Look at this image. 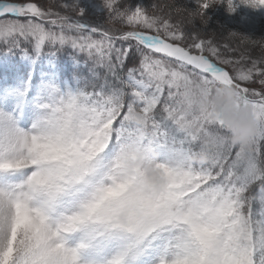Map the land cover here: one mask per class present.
<instances>
[{
    "label": "snow or ice",
    "instance_id": "6c2138e0",
    "mask_svg": "<svg viewBox=\"0 0 264 264\" xmlns=\"http://www.w3.org/2000/svg\"><path fill=\"white\" fill-rule=\"evenodd\" d=\"M191 2L103 0L94 22L92 0H0V52L91 65L0 87V264H264V41L219 45L195 21L237 0ZM221 85L257 118L251 148L201 107Z\"/></svg>",
    "mask_w": 264,
    "mask_h": 264
},
{
    "label": "rangeland",
    "instance_id": "374dc122",
    "mask_svg": "<svg viewBox=\"0 0 264 264\" xmlns=\"http://www.w3.org/2000/svg\"><path fill=\"white\" fill-rule=\"evenodd\" d=\"M184 1L189 7L193 6L191 0ZM4 2H10V0H4ZM27 2H36L38 5L46 7L48 3L54 2L62 4L66 2V0H27ZM87 2L88 0H81V5L83 6ZM92 3L96 4L98 7L93 10L95 14L90 10V19L94 22H102L107 15L106 9L103 8V0H92ZM128 3L133 6L136 3H142L149 9H151V5H153V1L151 2L150 0H128ZM165 12L167 13L168 11ZM207 13L211 14L214 19L216 18L217 20H220L223 29L226 28L231 34L235 33V35L249 38V40L253 38L252 36H258L260 31H264V29H262L264 27V7H255L251 2L239 3V0H237L235 10L231 12L228 10L226 3H219L209 8ZM172 14L173 19H180V16L176 12H172ZM211 24L212 23L207 21V24L205 25L198 19L195 21L194 27L198 30H202V34L214 38L221 46L228 44L232 47H237L235 46L237 45L236 43L227 41L223 39V37L221 39L219 38V30H221V28L218 29L217 34H214ZM204 26L207 28L204 29ZM117 27L120 26L117 25ZM185 27L188 31L193 30V25L191 24H186ZM66 50L71 51L70 49ZM66 50L57 53L56 56L52 58V63H49L46 58H41L35 64H33L29 58H21L19 55H7L0 52V87L8 88L11 89L12 92L18 93L22 90L23 82L29 73L32 74L34 83L39 85L42 82V79L47 77L49 71L57 66L70 73V77L68 75L64 76L65 82L71 83L80 76H85L90 79L89 69L91 65L87 68L83 63L78 64L74 57L68 54ZM227 70L230 71L231 69ZM99 73L100 76L103 77L105 71ZM5 82H7V84H5ZM249 86L253 88L259 87L258 84H252ZM0 100H3L2 93H0ZM3 102L15 105L16 96L10 95L7 100Z\"/></svg>",
    "mask_w": 264,
    "mask_h": 264
},
{
    "label": "clouds",
    "instance_id": "9594fccd",
    "mask_svg": "<svg viewBox=\"0 0 264 264\" xmlns=\"http://www.w3.org/2000/svg\"><path fill=\"white\" fill-rule=\"evenodd\" d=\"M201 107L214 119L222 121L227 140L235 146L251 148L260 134V125L252 108L238 104L237 93L230 86L215 87L210 96L203 97Z\"/></svg>",
    "mask_w": 264,
    "mask_h": 264
},
{
    "label": "trees",
    "instance_id": "16d2710c",
    "mask_svg": "<svg viewBox=\"0 0 264 264\" xmlns=\"http://www.w3.org/2000/svg\"><path fill=\"white\" fill-rule=\"evenodd\" d=\"M151 2L153 1V4H157V5H166L167 7L164 9V11H169L171 10L172 12H175V9L177 7H189L186 2L184 0H150ZM210 15V16H209ZM207 16H208V21L211 24V26L213 27V33L214 34H217V31L219 28H221V30H219L220 32V39L223 37V39L227 40V41H231L232 43H236L237 47L241 48V49H246V48H251L252 50V55L253 56H257L260 54V49L259 48H256L254 45H252V43L250 41H264V31H260L257 35L255 36H252L254 38L249 40V39H245L244 37H241V36H238V35H233L231 34L230 31H228V29L226 30V28H222L221 26V22L220 20H217L216 18L214 19L212 17L211 14L207 13ZM198 20V19H197ZM202 26V24H201ZM221 26V27H220ZM204 29H206L207 27H203ZM264 29V27L262 28ZM131 63V61H130ZM98 72H104L105 70L103 68H100V69H97ZM231 71V70H230Z\"/></svg>",
    "mask_w": 264,
    "mask_h": 264
}]
</instances>
